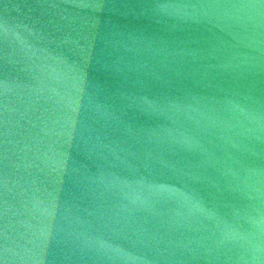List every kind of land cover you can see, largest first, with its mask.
I'll list each match as a JSON object with an SVG mask.
<instances>
[{
  "label": "water",
  "instance_id": "95a60500",
  "mask_svg": "<svg viewBox=\"0 0 264 264\" xmlns=\"http://www.w3.org/2000/svg\"><path fill=\"white\" fill-rule=\"evenodd\" d=\"M0 264H264V0H0Z\"/></svg>",
  "mask_w": 264,
  "mask_h": 264
}]
</instances>
